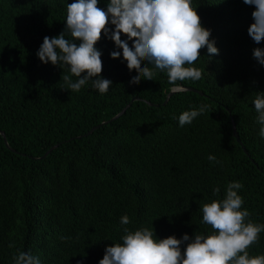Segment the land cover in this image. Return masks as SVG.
<instances>
[{
    "label": "trees",
    "instance_id": "obj_1",
    "mask_svg": "<svg viewBox=\"0 0 264 264\" xmlns=\"http://www.w3.org/2000/svg\"><path fill=\"white\" fill-rule=\"evenodd\" d=\"M71 2L0 0V264L20 251L42 264H98L107 246L122 243L124 227L154 228L161 239L209 234L203 205L223 198L232 181L243 185L247 219L264 224V138L253 104L264 92L253 50L264 41L248 34L255 6L194 0L219 53L201 49L193 66L202 78L177 81L184 89L165 103L176 87L167 72L131 80L138 69L122 51L110 56L116 45L103 32L96 47L100 75L113 81L106 94L91 81L73 91L64 77L78 78L67 66L41 62L36 53L45 36L65 31ZM202 104L206 111L181 127L179 115ZM125 214L131 223L121 225ZM248 251L264 254V232Z\"/></svg>",
    "mask_w": 264,
    "mask_h": 264
},
{
    "label": "clouds",
    "instance_id": "obj_2",
    "mask_svg": "<svg viewBox=\"0 0 264 264\" xmlns=\"http://www.w3.org/2000/svg\"><path fill=\"white\" fill-rule=\"evenodd\" d=\"M243 2L255 6L248 34L260 44L264 41V0ZM99 3L100 0L68 3L65 31L58 36H45L36 53L45 64L68 67L78 78L73 82L70 76L64 77L73 91L79 92L91 81L94 89L106 94L113 85L110 78L100 75L102 52L96 45L102 32L116 45L110 56L119 57L122 51L129 67L138 69L130 78L133 81L153 80L159 70L166 71L169 83L179 87L177 81L202 78L201 69L193 66L201 57V49L206 48L210 55L219 53L215 40L210 39L211 29L201 23L194 0H108L106 9L98 7ZM66 31L73 39L66 37ZM74 40L80 43L77 45ZM253 57L264 66V47L255 48ZM142 59L148 63L142 64ZM253 104L261 126L259 135L264 138V92L257 93ZM206 108L202 104L183 111L178 117L179 125L191 124ZM208 159L215 161L216 157L209 155ZM242 187L239 181H232L223 198L203 205L202 222L211 225V233H185L179 239L175 235L161 239L154 228L141 226L133 231L124 227L122 243L107 246L98 264H264V254L250 255L248 251L264 232V224L247 219L250 212L242 207ZM213 192L218 194L220 188L215 187ZM130 223L127 214L120 218L121 225ZM13 264L42 261L31 251H20L14 254Z\"/></svg>",
    "mask_w": 264,
    "mask_h": 264
},
{
    "label": "water",
    "instance_id": "obj_3",
    "mask_svg": "<svg viewBox=\"0 0 264 264\" xmlns=\"http://www.w3.org/2000/svg\"><path fill=\"white\" fill-rule=\"evenodd\" d=\"M180 89H184L183 87H175L173 90H171L170 91V93H169V95H168V97H167V99L165 100V103L168 101V99H169V97L173 94V93H175L176 91H178V90H180ZM200 93H203L202 91H200ZM139 97H134L133 98V100H132V102L134 101V100H136V99H138ZM132 102H130L120 113H118L113 119H116V118H118L119 116H121L122 114H124L126 111H127V109H128V107L131 105V103ZM106 123H107V121H106ZM99 126H101V124H99V125H97V126H95V127H93L90 131H89V133H91L94 129H96V128H98ZM234 133H235V136L237 137V139H238V141L243 145V147H244V149H246L245 148V146H244V144L242 143V141H241V138H240V135H239V133H238V131H237V128H236V126H234ZM4 134V133H3ZM5 139H6V142H7V144H8V141H7V138H6V136H5ZM52 150V149H51ZM50 150V151H51Z\"/></svg>",
    "mask_w": 264,
    "mask_h": 264
}]
</instances>
